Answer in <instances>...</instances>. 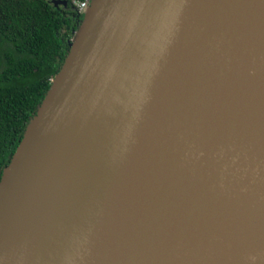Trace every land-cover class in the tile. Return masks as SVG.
<instances>
[{
  "label": "water",
  "instance_id": "95a60500",
  "mask_svg": "<svg viewBox=\"0 0 264 264\" xmlns=\"http://www.w3.org/2000/svg\"><path fill=\"white\" fill-rule=\"evenodd\" d=\"M0 264H264V0H88L3 168Z\"/></svg>",
  "mask_w": 264,
  "mask_h": 264
},
{
  "label": "trees",
  "instance_id": "16d2710c",
  "mask_svg": "<svg viewBox=\"0 0 264 264\" xmlns=\"http://www.w3.org/2000/svg\"><path fill=\"white\" fill-rule=\"evenodd\" d=\"M64 1L0 0V177L82 20Z\"/></svg>",
  "mask_w": 264,
  "mask_h": 264
},
{
  "label": "built area",
  "instance_id": "2783aa9c",
  "mask_svg": "<svg viewBox=\"0 0 264 264\" xmlns=\"http://www.w3.org/2000/svg\"><path fill=\"white\" fill-rule=\"evenodd\" d=\"M88 0H80L76 1L75 4L78 7L80 11H83L85 7L87 6Z\"/></svg>",
  "mask_w": 264,
  "mask_h": 264
}]
</instances>
